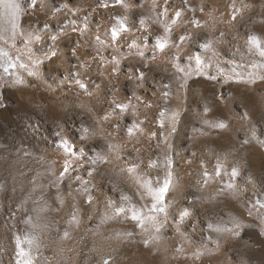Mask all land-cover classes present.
Listing matches in <instances>:
<instances>
[{"label": "bare ground", "instance_id": "obj_1", "mask_svg": "<svg viewBox=\"0 0 264 264\" xmlns=\"http://www.w3.org/2000/svg\"><path fill=\"white\" fill-rule=\"evenodd\" d=\"M174 1H176L175 4L170 5L168 8L169 12H172L176 8L182 6V0ZM256 1L257 0H235L236 5L238 7H240L242 3L253 5L252 8L243 9L242 14L237 17L236 21H233L231 19V8L228 7L233 2V0H189V4L191 7H194L196 9L195 14L198 15V19L200 20L201 25L204 24L208 25L211 28H214L216 24H227L229 27L235 28L240 22L243 21V19L252 17L253 20V18L256 16L253 15V11L255 10L254 6L257 5ZM65 2L66 0H44V4H42L39 8L32 9L29 4L25 1V3L29 7V13L27 15L23 14L27 16L25 21H22L21 19L23 15L20 18L22 30L26 33H31L33 35H40L45 31V29H42L40 27V25L45 21H48L52 25H54L55 33L59 34L57 48L59 47L58 49L60 50V55L61 58L63 57V59H66L64 55L65 49L72 48L70 47V45L72 41L74 42L75 40L72 34L83 33L84 36H86V38L90 39L91 41L96 40L97 38H99L98 35H101V37H103L102 39H99L105 40L109 38L108 36H110L111 38V29L115 24L113 17L115 15H130V13H126L124 8L118 5L110 6L109 8L101 7L100 0H72L71 7L74 9V15L69 13L66 9L58 11L57 8H54V5H56V3H59L60 5ZM108 2L110 5L113 4L112 0H108ZM142 2L144 7H140L142 9V13L144 12V15H148L150 6L147 7V3L143 0ZM126 3L131 6V12V10L133 9V0H126ZM254 3L256 5H254ZM204 4H208L209 7L204 9V7L206 6H204ZM201 8H203L204 10L200 11ZM260 9V12H256L261 14L262 9ZM192 15L193 13L186 11L184 13V21L175 26L185 25L186 28H189L191 26V23H189L188 21L191 19ZM65 17H70L76 21L75 33H73L71 26H66L61 23L65 19ZM5 26L10 27L7 25ZM90 26L94 27L95 29H91ZM81 29H83L84 31L82 32ZM47 31L51 33L53 30L50 28ZM140 31V34L143 36V38L147 36L143 29H141ZM133 35L135 36L133 37V39L135 38L137 41L139 38H142L134 33ZM41 39L43 42V40H45V37L42 36ZM41 43L37 44L40 45ZM164 56L165 55L161 54L159 62L162 63V67L160 66L161 68L159 67V69H161V75H167L168 80L172 83V90H174V97L171 96L169 101V107L177 108L182 111V108L184 107H182V103H184V100L182 102L183 91L181 90L182 94L180 93V91L177 92V83L175 77L173 76L174 69L171 67V60L169 61V59H164ZM63 62V65L66 68V66L68 65L65 63V61ZM48 67L49 69H51L50 67H52V65L48 63ZM130 78L127 79L126 89L129 92L135 89L137 95H140L144 98L145 95H141L138 90V83H136V80L134 79L135 77L133 79ZM160 79L162 81V78ZM66 80L67 79L65 78V81ZM159 84L158 88H156L157 90L150 91L152 98L148 100L144 99L146 103L148 102L153 104L154 107L152 110L146 109L143 105H141L143 106L142 110H144V114L143 112H138V115L136 117H132L131 112H129V119H137L142 121L143 123L141 126L144 128V131L142 133H136L132 137H129L126 133V138L118 136V130L116 128L111 129L110 131L109 124L117 116V113L112 110V106L109 102L110 100H105V98L98 97L97 94L100 91L98 92L97 90L93 91L92 95L90 96V100L92 101L95 110L98 112V120L101 121V123L97 126V132H99L103 127L107 128L108 131H106L110 134L109 138L111 139V142L113 144L117 143L121 146L119 150V156H122L127 153V149L134 150L137 159H140L138 157L141 156L142 159H140L139 163H137L138 165H140L139 171L141 175H143V170L147 167L148 157H150L151 154V141L149 140V134L155 131L157 127L155 124L151 123V120L153 119V112L158 110L155 105L159 99L158 93L162 87V83ZM27 94L28 91L24 90L22 95L25 100L28 99ZM63 94L66 95L64 100H66V97L72 98V96L67 95L66 92H64ZM76 95L77 99H85L86 101L89 100L83 95ZM120 100L125 101L123 97ZM132 102L137 103V101H135L134 99ZM254 110L255 109H253V106H248L247 110L245 111V113H247V118H245L244 120H248L249 122L253 123L255 114ZM68 113L61 111L59 114L50 115L48 119H51L53 124L58 123L60 126H62L64 129V135L68 136L71 140L75 141L77 146H80L81 142L77 133L79 131L78 125L83 119L81 118L80 114H77V116H75V114L71 115V112L69 114ZM106 114L109 118L108 120L104 121L102 120V117H104ZM146 114L148 115V117L146 116ZM146 117L147 119H145ZM213 117L207 116V118L205 119L212 121L214 120ZM45 119L46 118H42L41 120L39 119V123L42 125L44 130V133L42 132L44 135L43 137L40 136L38 133L33 132L31 133V138L26 132L17 131L10 135L2 136L3 139L0 138V144L8 146V150L6 152H0V178L7 177L9 175L10 166L12 165V162L17 159L16 151L21 146V144L28 147V149L32 151L33 154L41 155L43 158V163L41 162V159H34L33 157L21 159L15 165V171L17 173H19L20 171H24L27 173L29 169L33 170L32 174H34L36 171L44 172L47 168L48 162L54 161V168L56 174H59V171L62 169L63 154L59 148L58 139L54 134L56 131L52 128V126L46 125ZM195 119L193 118V120ZM234 119L235 125H237L236 127L241 126L244 122L241 121L242 119L239 116H235ZM115 121L117 120H114V123ZM83 122L89 127H91L89 121L83 120ZM44 123L46 127L44 126ZM233 126L227 125L225 128L221 129L210 128L208 125L203 124V131L195 132V148L196 151L199 152V154L197 156L191 155L190 157H185L184 151L180 150V152H178V154L176 155L175 158L177 162L180 163L179 166L175 165V173H178V175L175 177V187L170 190V194L167 198L169 201H174L175 203L180 204L181 206L187 205L189 209L194 213L190 218L186 219L182 223L180 232H177L175 230L174 221L172 220L171 216H169L168 220L165 222L164 229L160 233L161 239L158 241H151L148 246H145L142 242L145 237H142L140 235L139 230L136 229L135 225L131 221H124L123 219L112 220L106 224H101L99 226V229L96 228V224L98 223L99 217L94 211V209L99 206L100 210H103L108 200L116 201L113 196H109V194H107L106 192L108 183H110V180H112L113 178H117L116 174L119 172L120 168H126L130 166L128 163H126V160L123 161L121 159H118L117 162H114L115 156L109 154L110 163L99 166V172L94 173L92 177L85 176L86 179L91 180L93 191L91 193L93 196L92 205H88L85 203L86 197L82 193L75 191L77 185L75 183H72L70 180H65V182L60 188L59 194L64 197L63 204H60L57 201V192L54 186L48 190V194L46 195L45 199L47 200V203L48 205H50L52 210L47 211L44 214L45 220L49 223L55 224L56 227L62 232L64 227L66 226V221L72 212L73 197H75V203L77 204L80 210V223L78 226L74 225L70 229V237L60 244L54 243L52 239L47 237L46 233H38V235H41V239L46 244V247H43L41 249L42 254L50 258L51 264H100L101 256L103 255L113 256L111 264H237L232 261V259L228 257L227 254V251L234 246L231 245V241L233 238L232 235L228 232H214L207 227V224L209 222H212L213 224L218 225L221 228H229L226 223L229 222L231 223L230 225L233 226L234 221L232 220V217H236L241 221L243 220L239 217V214H241V208L239 205L242 195L240 191V186L242 185L239 186V192L235 196H233L230 192L227 191H225L222 195H215L219 188H221L223 184L228 180V176L225 175L223 180L219 178L210 180L209 183L204 186L202 191H197V180L199 179L197 173L203 171L204 168H207L209 171H212L216 164L217 155H219L220 158L223 159L224 155L228 154V159L224 161V163L225 166L228 168L229 172L233 164L239 165L240 170L242 169L237 155L238 151L236 152V150H232L233 145H235V143L233 142V140H235ZM97 134L100 135V133ZM103 143L104 142L101 140L91 138L88 141L84 142V146L86 149H90L93 145H96L97 150H99L98 146L102 145ZM136 149H140L139 154H137ZM193 153L194 152H192V154ZM22 155L23 154L21 153V156ZM128 155H126L125 157L129 158ZM4 157H7V159H4ZM141 161H143L142 164ZM201 161H204V163L201 164ZM80 163H84V161H80ZM115 163L118 166H116ZM246 165L249 166V164ZM86 172L87 168L84 169V173ZM126 173L127 172L120 173L119 178H121L122 180H126V182H123L122 184H126V188H128V190L134 191L132 194L134 195V197L132 196L134 201L136 198V187L132 182L133 179L129 182L131 177H129L130 175L128 173V175H126ZM30 179L31 175H28L24 178H21L19 177V175H17V183L15 185L16 190L15 192H13V183L9 178L7 190L3 193H0V264H14V241L12 239L13 229L11 227L12 220L10 218L9 208L11 207L12 209H15L16 203L22 198L24 194H26V191L29 188ZM47 180L48 178L45 177L42 182L47 184ZM69 183H72L71 195L70 190L68 188ZM21 186H23V191ZM127 193L129 194L130 192L128 191ZM39 194V191L35 193L33 199H35L36 196H38ZM197 196H199L200 199L194 200V197ZM32 206L33 205L30 202L28 207L31 208ZM90 215L93 217L91 221L89 220ZM19 216L20 213L17 212V217ZM245 221L242 222L245 223ZM16 223L17 230L22 233L24 226L19 224L18 220ZM245 224L250 223L246 222ZM129 230L136 233L131 239L125 240L122 238H117L114 235L117 231L123 232ZM93 232H97L98 234L93 235ZM181 233L183 235H181ZM52 235L54 238L55 229L53 230ZM108 236H111L112 238L109 239L107 238ZM217 241L219 242L218 246ZM227 241H229V244H226ZM239 241L241 245H244L245 247H248L251 250H254V248L256 247L255 242L248 243L241 240ZM253 241H256V238ZM94 247L98 251H92ZM59 248L65 249L64 259L62 261L58 258L51 259L53 258L54 253L57 252ZM177 248H182L183 251H177ZM198 248L204 249L205 251L214 250L217 253L215 256L209 254L206 257L203 256L199 259H196L193 257L192 254Z\"/></svg>", "mask_w": 264, "mask_h": 264}, {"label": "snow or ice", "instance_id": "obj_2", "mask_svg": "<svg viewBox=\"0 0 264 264\" xmlns=\"http://www.w3.org/2000/svg\"><path fill=\"white\" fill-rule=\"evenodd\" d=\"M72 0H66L65 3L57 6V10L66 9L69 13L75 14L74 9L71 7ZM101 7L109 8L110 6H120L124 8L126 13H131V6L126 3V0H113V4L110 5L108 0H100ZM28 4L32 9L39 8L44 4V0H28ZM135 4L138 7H143L142 0H135ZM171 4V0H163V7L161 8L158 0H152L151 6L149 8V14H141L135 17L134 23L133 18L130 15H115L113 17L115 24L111 29V38L116 41L124 33L129 32L133 26L143 29L148 35L144 37L146 43L139 44L136 40L129 41V48L135 49V55L139 57L143 63V67L147 68L148 63L146 56L149 54L147 45H151V56L152 59L156 58L157 53L170 56L171 57V67L174 69L173 76L175 77L177 83V92L181 89L187 90L189 88V82L192 80L193 72L196 76H204L209 80H217V76L210 75L204 68V63L200 56H189L188 59L195 60L196 68L192 69L189 67H184L178 62L180 57V44H176V51L171 52L170 49L173 43V33L174 26L180 24L184 21V13L189 11L193 13L191 19L188 21L195 28H200L205 25H201L200 20L196 17V9L191 7L189 0H182V6L176 8L171 13L168 8ZM231 8V19L233 21L237 20V17L242 14L243 9L252 8L253 5L242 3L240 7L236 5L235 0L228 6ZM264 8V5H261ZM204 9L201 8L200 11ZM27 11L26 7L22 4L21 0H0V42H11V46L17 49V55L13 56L10 52L3 46L0 45V79L10 78L12 83L22 84L24 83L23 77L19 74V70L23 69L26 71L28 76H35L39 78L41 76V68L45 65V62L51 63L53 58L57 56V41L59 39V34L55 33V26L50 22L45 21L40 25L42 29H45L40 35H33L31 33H26L22 30L20 24V18ZM255 22V21H253ZM261 22L264 23V17L261 18ZM66 26H71L73 33L76 31V21L70 17H65L61 22ZM150 24L159 25L160 31H154L150 29ZM10 26V27H6ZM52 29L50 33L47 30ZM83 32L84 30L81 29ZM42 36L48 37L51 43L47 47L36 48L34 47L37 43L42 42ZM190 37V33L185 32L184 35L176 36L174 39L180 42L186 41ZM245 44L250 52H254L260 58H264V42L262 38L253 33L251 30L246 34ZM18 40H22V45L18 46ZM103 43V42H101ZM144 45V46H142ZM202 47L206 50L212 51L213 57L215 56L214 42L211 37L204 40ZM37 53H43L38 55ZM72 54L76 55V48L72 49ZM26 57V59H25ZM125 57L113 55L110 60L106 63H111L114 65L112 67V74L118 75L122 69V60ZM103 60L104 57H101ZM209 65L212 61L209 59ZM261 67H264V60L261 62ZM80 70H87L85 62L81 61L79 63ZM219 71V69L217 70ZM67 79H73L76 86L84 92L86 96H91L90 85L87 81L83 79L80 75V71L69 72L66 75ZM135 78L138 81H145L146 73L142 71L141 67L135 69ZM232 76H224L225 82L232 80ZM243 79L242 77H237V80ZM256 79L264 80V74H261L255 78L249 77L246 82L255 83ZM96 88L100 86L93 82ZM141 85H138V87ZM172 96V83L171 81L163 83L159 93L158 101L155 107L158 109L153 112V119L151 123L155 124L156 130L149 134L150 140L161 141L165 147L161 150L163 152L162 156H156L152 158L148 157L147 167L143 170V175L140 174L138 165L135 161L130 162V166L126 168H120L117 175V181L119 180V174L127 172L133 179V183L136 187V196L139 201L143 203L134 202L133 197L127 194L123 189H119V200L113 201L108 200L103 210H100L97 206L94 211L99 217L96 228L99 229L101 224H106L112 220L131 221L143 239L145 246H148L151 241H158L161 239L160 233L165 227V222L171 216L174 221V227L177 232H180L182 223L190 218L194 213L189 209L187 205L181 206L174 201L168 200V195L170 190L175 187V160L173 155V142L172 138L175 137L179 126L183 119V113L180 109L170 108L169 101ZM133 99L137 103H133ZM186 100V98H185ZM110 104L114 112H119L122 119L128 117L129 112H131L132 117H136L139 112L140 104H143L146 109L152 110L153 104L145 103L144 98L137 95L135 89H133L125 101L119 100L115 95L110 97ZM0 107H3L0 104ZM77 108L82 111L92 112L93 109L90 108L86 103L80 102L76 105ZM187 105L185 103V109ZM207 105L204 106V111L208 112ZM247 118V113L244 114ZM108 115L106 114L102 117V120H108ZM147 119V117L145 118ZM201 124L208 125L210 128H225L227 125L223 120L214 119L209 121L207 119H201ZM101 123L100 120H96L92 127L81 120L78 125L79 131L77 133L80 139V146L76 145V142L71 140L68 136L64 135V129L62 126L57 125V131L54 133L58 139L59 148L63 154L62 169L59 174H56L54 168V161L48 162L47 168L44 172L36 171L34 174L32 169L28 172L20 171L17 173L15 171V165L21 159H27L33 156L32 151L28 147L21 144V146L16 151L17 159L12 162L9 169V175L7 177L0 178V193L7 190L8 180L11 179L13 183V192H15V185L17 183V175L24 178L31 175L29 180V188L26 194L16 203L15 209L9 208L10 218L12 220V239L14 241V264H51L49 257L42 254L41 249L46 247V244L41 239V235L38 233L47 234V237L52 239L54 243L60 244L64 240L70 237V229L75 225L78 226L79 220V208L75 203V197H73L72 212L66 221V226L61 232L55 224L49 223L45 220L44 214L47 211L52 210L50 205H48L45 199L48 194V190L53 186L56 189L57 196L56 199L60 204L64 203V197L61 196L60 188L65 180H70L72 183L77 185L75 191L82 193L86 199L85 203L92 205V185L91 180L86 179L87 177H92L94 173L99 172V166L110 163L109 154L115 155L116 159H120L119 144H113L111 142L110 134L101 130V134L97 135V126ZM142 121L137 119H130L127 121V127L125 129L126 134L132 137L136 133H142L144 128L141 126ZM193 131H203V129H193ZM91 138H95L103 141L102 145H99V150L97 146L93 145L90 149H86L84 142ZM252 139L256 138L255 132H253ZM249 142V137L246 135L244 140L241 142L242 146ZM260 143L264 145V140ZM157 148H160V144H157ZM8 146L0 144V152H6ZM137 154H139L140 149H136ZM21 153L23 154L21 156ZM193 156L196 153L192 154ZM7 159V157H4ZM228 159V154H225L223 159L217 155V160L215 167L212 171L204 168L203 171L198 172L197 176V191H202L204 186L209 183L210 180L219 178L223 180L224 176H228V180L223 184L221 188L215 193V195H222L225 191L230 192L233 196L237 195L239 192V177L241 175L240 167L237 164L231 166L229 172L228 168L225 166L224 161ZM84 161V163H80ZM43 163V158H41ZM143 161H141V164ZM204 161H201L203 164ZM87 168V172L84 173V169ZM163 168V174L156 172L153 175L155 169ZM47 177V184L43 183V179ZM147 177V178H145ZM247 180L249 183H254L251 173H249ZM202 181V182H201ZM72 183L68 184L70 190V195L72 192ZM22 191H23V186ZM111 188L116 190L118 188V183H111ZM39 191V195L33 199L35 193ZM200 197H194V200H199ZM150 201V203H148ZM33 205L31 208L28 207L29 203ZM261 211L257 213L260 218V230L259 235L264 236V204L260 205ZM17 212L20 216L17 217ZM249 214H252V209H249ZM93 217L90 215L89 220L91 221ZM17 220L19 224L23 225L22 233L17 230ZM234 221L233 228H221L218 225L209 222L207 227L214 232H228L234 237H240L242 235V230L248 227H255L254 224H245L236 217H232ZM43 221V222H42ZM7 226V225H6ZM55 229V237L53 238V230ZM97 232H93V235H97ZM136 233L133 231H117L115 232V237L122 238L125 240L131 239ZM181 235H183L181 233ZM107 238H112L108 236ZM219 242L217 241V246ZM92 251H98L95 247ZM115 251V250H113ZM177 251H183L182 248H177ZM204 249L198 248L192 255L194 258L199 259L201 255L204 254ZM65 249L59 248L57 252L54 253L51 259H64ZM113 256L103 255L101 256L100 264H111ZM240 264H247V261L243 258L240 259Z\"/></svg>", "mask_w": 264, "mask_h": 264}, {"label": "rangeland", "instance_id": "obj_3", "mask_svg": "<svg viewBox=\"0 0 264 264\" xmlns=\"http://www.w3.org/2000/svg\"><path fill=\"white\" fill-rule=\"evenodd\" d=\"M25 1L26 3H28V0H21L22 4L27 9L25 13L27 15L29 13V7L25 3ZM143 1L147 3V7L151 6L152 0ZM175 2L176 1L172 0L170 5H174ZM158 3L161 4V7H163L162 0H158ZM256 3L257 5L255 3L254 5H256L258 8L254 6V11L260 12L259 9L261 8V14L258 12L255 13L253 11V15H256L257 17L255 16L253 20L252 17H248V20H240L242 22H240L235 28H231L227 24H216L214 28H211L208 25H205L200 28H194L192 24L189 28H186L185 25L174 26L173 43L170 49L171 52H175L177 50L175 45L180 44L181 59H179L178 62L181 63L182 66H190L192 69H195V60H189L188 57L200 56L204 63V68L207 73H209L210 75L217 76V80H209L204 76L198 77L196 76L195 72H193L192 80L189 82V88L187 90L181 89L183 92L180 90V93H183L181 94L183 95L182 102L184 100V103H182V107L184 106L182 108V113L184 114V116L177 131V134L175 135V137L172 138L175 165H180V163L177 162L175 158L178 152H180V150L184 151L185 157H190L192 155V152L196 153V156L199 154V152L196 151L195 148L196 131H193V129H203V124H201L200 122L201 119H205L207 118V116L213 117L215 115L213 117L214 119L223 120L226 125H234L233 132L235 133V140H233V142L235 143V145H233L232 150H236V152L238 151V159L241 164L240 166H242V169L240 170L241 175L239 177V186L242 185L240 186V191L242 195L239 205L241 208L240 213L242 215L239 214V217L243 219L242 221L246 220L245 223L248 222L250 224L255 225L254 228H244L240 237L232 236L233 238L231 241V245L234 246L230 248V250L226 251L228 257H230L232 261L237 264H240L241 258L246 260L247 264H264V261H262L264 260V236H260L258 233L261 225L260 218L257 215V213L261 211L260 205L264 204V145L260 143L261 140H264V80L256 79L255 83L246 82L250 76L255 78L261 74H264V67L260 66L264 58H260L254 52H250L245 44L247 38L246 34L249 32V30L261 37L262 42H264V23L261 22V18L264 17V8L261 7V5H264V0H257ZM58 5L59 3H56V5H54V8H57ZM204 6V9L209 7L208 4H204ZM140 9V7L138 9V6L135 4V0H133V9L130 13V16H132L133 18V23L135 21V17L144 13H142V9ZM26 15L22 16V21L26 20ZM195 15L198 18V15ZM255 20H258V23ZM251 21L255 22L252 23ZM152 25H149L150 29L152 27V30L157 32L160 31L159 25ZM90 28L95 29L92 26H90ZM140 30V28L138 29V27L133 26L130 30L132 32L123 34L116 41H113L110 36H108V39L100 40L103 36L101 37V35H98L100 39L97 38L96 40L91 41L90 39H87L83 33L72 34L75 40L73 39L74 42L72 41L70 45V47L72 48L65 49L64 55L66 59L64 58V60L63 57L61 58V53L58 47L57 56L53 58V61L51 63H49L52 65V67H50L51 69H49L48 62L46 61L45 65L41 68V76L39 78L35 76L30 77L27 75L26 71L21 69L19 70V74L24 79V83L22 84L14 85L12 83V80L7 77L0 79V104L3 105V107H0V138H2V136H7L12 133H15L17 131L26 132L31 138V133L33 132L38 133L40 136L43 137L44 130L42 125L39 123V119L41 120L42 118H46L45 123L47 126H52V128L57 131V125L59 124H53L51 119L48 118L50 115L59 114L61 111H64L65 113L71 112V115L75 114V116H77V114H80L81 118L83 120L89 121L92 127L95 121L99 118L98 112L95 110L92 101L90 100V96H86L84 92L76 86L75 81L73 79H67L65 77L69 72L80 71L81 77H83V79L89 83L91 93L96 90L98 92L100 91L97 94L98 97L105 98V100H110V97L112 95H115L119 100L122 97L126 100V98L130 94V92L126 89L127 79H129L130 77V79H133L135 77V75H133L135 74V69L137 67H141L142 71L146 73L145 81H138L136 78L134 79L136 80V83H138L137 85H141L138 87V90L141 95H145L144 99H151L152 96L150 94V91L157 90L156 88H158V86L160 85L159 83H162L163 85V83H167L169 82V80L167 75H161V69H159L160 66L162 67V63L159 62L161 54L157 53L156 58L152 59L151 45H147L149 50V54L146 56V60L148 63L147 68H144L142 65L144 61H142L139 57L135 55V49L129 48V41L135 39H133V37H135L133 33L137 36L139 35L140 37H142L139 38L138 41L135 39L137 43H146L143 36L140 34ZM183 31L184 33L188 32L191 34L187 41L180 42L179 40H175L174 38L176 36L184 35ZM146 34L148 35V33ZM208 37H211L214 42V57L212 55V51L206 50L202 47L204 40ZM45 40H43V42L41 43L43 46L41 44H37L38 46L35 45L34 47H47V45L50 44L51 41L50 39H48V37H45ZM99 41H102L103 43ZM0 45H3L13 56L17 55V49L11 46L10 41L7 43L0 42ZM21 45L22 40H18V46ZM74 47L76 48L75 56L72 54V49ZM37 54L42 55L43 53ZM113 55L125 57L122 60L121 71L118 73V75L115 76L112 74V67H114V65H112L111 63H106V61L110 60ZM101 57H104V59L102 60ZM164 57V59H169V61L171 60L170 56ZM209 59H211L212 61L211 65H209L208 63ZM63 61H65V63L68 65L66 66L67 69L63 65ZM79 61L85 62L87 70L79 69ZM158 63H160L161 65ZM218 69L219 71H217ZM224 76H232L233 79L226 83L224 80ZM237 77H242L243 79L237 80ZM65 78L67 79L66 81ZM160 78H162V81ZM93 82L95 84H98L100 87L96 88L92 86ZM24 90L28 91L27 100H25L22 95ZM173 91L174 90H172V96L174 97ZM64 92H66L67 95H71L72 98L66 97V100H64L66 96L63 94ZM76 94L83 95L89 100L86 101L85 99H77ZM80 102L86 103L90 108L93 109V111L86 112L77 108L76 105ZM185 103L187 105L186 109L184 105ZM141 105L143 104H140L139 106V113L143 112L144 114L145 112L144 110H142L144 105ZM205 105H207L209 109L208 112L203 111ZM248 106H253V109H255L253 123L249 122L248 120H244V114ZM116 113L118 117L116 116L114 120L117 121H115L114 123L113 120L111 123L114 124H109L110 131L111 129L116 128L119 131H117V135L122 138H126L125 129L127 121L130 119L129 117H127V119H122L121 114L119 112ZM185 113L189 116H187ZM146 116L148 117L147 114ZM235 116H239L242 119L241 121H244L243 124L239 127H236L237 125H235ZM193 118H196V121L193 120ZM103 128L101 130L108 133L107 128ZM101 130L97 133L101 134ZM253 132H255L256 135L255 139L250 138ZM246 135L249 137V142L242 146L241 142L244 140ZM150 141L152 154H150V156L152 158H155L156 156H162L163 152L161 150L165 147V145L158 140ZM157 144H160L159 149L157 148ZM127 150L128 151L125 154L128 155L129 153V158H126V155L124 154L125 156H120V159L123 161L126 160V163H128L129 165L132 161L139 163V160L142 159V157L140 156L138 157L140 159H137L134 150ZM32 157L34 159L42 158V156L38 154H33ZM117 160L118 159H116L115 157L114 162H117ZM246 164H249V166ZM116 166L118 165L116 164ZM152 171L153 175H155L156 172H160L162 175L164 169L159 168ZM249 173H251L254 183L248 182L247 177ZM126 175L128 174L126 173ZM177 175L178 173H175V177ZM131 180L132 178H130L129 182ZM123 182L125 183L126 180H122L121 178H119V181H117V178H113L112 180H110V183H108L106 192L107 194H109V196H113L116 201L119 200V189H123L125 192L129 191V195L134 197V195H132L134 191L128 190V188H126V184H122ZM111 183H118L119 188L113 190L111 188ZM137 199L138 197L136 196L134 202L143 203L142 201H139ZM148 203H150V201H148ZM249 209H252L253 213L251 215L249 214ZM226 224L229 228L234 227V225H230L231 223L229 222ZM255 238L257 242L253 241L255 240ZM239 240L248 243L255 242L256 247L254 248V250L256 251L251 250L250 248L245 247L244 245H241L239 243ZM226 244H229V241H227ZM216 253L217 252L214 250L204 251V254L201 255L199 258L203 256L206 257L209 254L215 256Z\"/></svg>", "mask_w": 264, "mask_h": 264}]
</instances>
